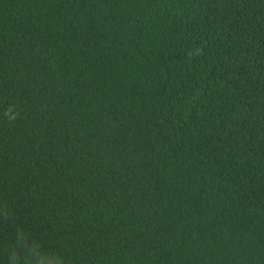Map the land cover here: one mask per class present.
I'll return each mask as SVG.
<instances>
[{
	"label": "trees",
	"instance_id": "obj_1",
	"mask_svg": "<svg viewBox=\"0 0 264 264\" xmlns=\"http://www.w3.org/2000/svg\"><path fill=\"white\" fill-rule=\"evenodd\" d=\"M0 264H264V0H0Z\"/></svg>",
	"mask_w": 264,
	"mask_h": 264
}]
</instances>
